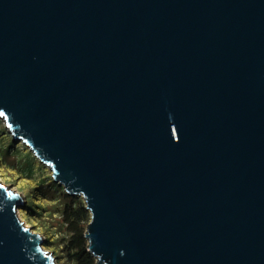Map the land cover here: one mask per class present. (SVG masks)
Here are the masks:
<instances>
[{
  "label": "water",
  "instance_id": "95a60500",
  "mask_svg": "<svg viewBox=\"0 0 264 264\" xmlns=\"http://www.w3.org/2000/svg\"><path fill=\"white\" fill-rule=\"evenodd\" d=\"M0 118L96 264H264V0H0ZM21 203L0 264H53Z\"/></svg>",
  "mask_w": 264,
  "mask_h": 264
},
{
  "label": "rangeland",
  "instance_id": "374dc122",
  "mask_svg": "<svg viewBox=\"0 0 264 264\" xmlns=\"http://www.w3.org/2000/svg\"><path fill=\"white\" fill-rule=\"evenodd\" d=\"M0 185L21 198L17 218L33 235L40 236L41 248L53 264H68L64 245L69 234L62 210L70 203L69 199L73 205L84 207L83 199L64 198L66 193L53 181L50 168L23 142L14 139L3 118H0Z\"/></svg>",
  "mask_w": 264,
  "mask_h": 264
},
{
  "label": "trees",
  "instance_id": "16d2710c",
  "mask_svg": "<svg viewBox=\"0 0 264 264\" xmlns=\"http://www.w3.org/2000/svg\"><path fill=\"white\" fill-rule=\"evenodd\" d=\"M70 196L64 195L68 199ZM62 210L63 223L69 234L65 241L64 250L68 264H96V260L87 252V241L84 238L87 227L88 212L82 206L72 204L69 199Z\"/></svg>",
  "mask_w": 264,
  "mask_h": 264
}]
</instances>
